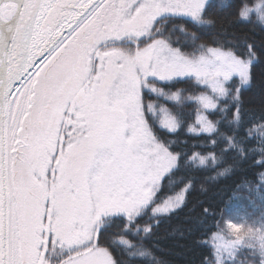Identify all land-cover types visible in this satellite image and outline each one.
Instances as JSON below:
<instances>
[{
    "label": "snow or ice",
    "instance_id": "1",
    "mask_svg": "<svg viewBox=\"0 0 264 264\" xmlns=\"http://www.w3.org/2000/svg\"><path fill=\"white\" fill-rule=\"evenodd\" d=\"M213 8L264 26V0H0V264H161L144 241L186 206L194 184L178 173L226 175L228 153L257 155L264 168V115L250 116L241 99L255 45L227 31L197 43L185 27L214 28ZM181 78L212 92L195 97L187 132L203 141L191 147L218 151L189 155L165 138L179 135L192 99L166 91ZM257 175L240 187L256 193L259 215L222 210L201 242L202 264H264ZM216 215L203 208L200 222Z\"/></svg>",
    "mask_w": 264,
    "mask_h": 264
},
{
    "label": "trees",
    "instance_id": "2",
    "mask_svg": "<svg viewBox=\"0 0 264 264\" xmlns=\"http://www.w3.org/2000/svg\"><path fill=\"white\" fill-rule=\"evenodd\" d=\"M245 2L252 6L259 3V0H245ZM212 3L216 4L217 0H212ZM233 3L239 5L240 0H233ZM236 10V8H228L223 11H218L215 8L210 9V15L217 21L214 28L201 31L191 23H186L185 27L189 31L197 32V35L200 36L197 43L211 44L217 33L227 31L230 34V39L239 38L238 42L243 44L246 38L247 43L255 45L258 59L251 69L252 80L250 85L241 90V99L249 115L258 120L264 115V26L257 22L255 16L252 17L251 22L238 21L235 15ZM180 23L184 22L180 21ZM184 50L191 52L193 49L187 47ZM246 51V48L240 47L237 50V55H243ZM231 86H239L237 77L234 78V83ZM167 89L171 92L176 89L184 90L185 97H192V99L185 100L182 105L183 112L184 110L186 112H184V126L179 135L166 136L165 138L177 141L179 146L175 150L180 151L182 148H186L189 155L192 151H218L211 147L192 148L194 143L202 142L203 137L198 139L187 132V126L193 123L197 114L195 108L198 102L195 97L199 93L207 92L210 88L198 84L195 79H188L180 80ZM149 98L155 99V97ZM159 103L168 108L173 107L172 101L161 100ZM209 118L215 120L219 118V115L209 114ZM221 130L228 131L226 128ZM247 146L251 148L256 145L254 142H250ZM234 155V153H228L225 157V163L221 166V168L232 166V171L226 175L217 176L214 171H182L177 174L178 176H188L193 180L194 187L187 195L186 206L161 219L158 226L153 229V235L144 241L145 246L152 251L153 257L161 264H202V260L209 256V249L201 243L206 238L205 232L209 229L211 232L217 231L216 228L211 227L213 220L219 219L220 212L228 206L233 199V194L236 195L245 181H251L255 185L258 181L257 174L264 171V168L253 164V161L258 159L257 155L250 156L247 161L243 162L235 160ZM182 186H177V191ZM203 208H209L217 213L215 217H207L206 224L200 222L204 219L202 216Z\"/></svg>",
    "mask_w": 264,
    "mask_h": 264
},
{
    "label": "rangeland",
    "instance_id": "3",
    "mask_svg": "<svg viewBox=\"0 0 264 264\" xmlns=\"http://www.w3.org/2000/svg\"><path fill=\"white\" fill-rule=\"evenodd\" d=\"M181 80H188L185 78H181ZM210 88V87H209ZM178 89H176L175 91H177ZM180 90V89H179ZM166 91H169L168 89ZM173 91V92H175ZM202 94H206V95H212L211 89H209L207 92L202 93ZM183 95L185 96V92H183ZM201 93H199L196 97L200 96ZM197 106L195 108V111L198 110V108L200 107V105L198 103H196ZM184 112H186L184 110ZM206 115H209L208 113H205ZM197 119V114L196 117L193 121V123L196 121ZM192 123V124H193ZM236 196L239 197L240 199H232L228 206L225 208H229L231 207L232 209V215L234 216H243L246 212L251 214L255 211L256 215H259V209H260V201L256 195V193L250 192L248 190L247 187H241V189L236 193ZM225 218L227 219V215L225 216ZM241 223H243V221H239ZM216 232V231H215ZM225 235L226 238H231L230 235L228 233H222Z\"/></svg>",
    "mask_w": 264,
    "mask_h": 264
},
{
    "label": "bare ground",
    "instance_id": "4",
    "mask_svg": "<svg viewBox=\"0 0 264 264\" xmlns=\"http://www.w3.org/2000/svg\"><path fill=\"white\" fill-rule=\"evenodd\" d=\"M237 188V187H236ZM233 197V196H232Z\"/></svg>",
    "mask_w": 264,
    "mask_h": 264
}]
</instances>
